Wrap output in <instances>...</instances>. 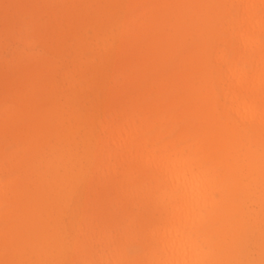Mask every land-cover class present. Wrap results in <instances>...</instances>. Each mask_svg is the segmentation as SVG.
Returning <instances> with one entry per match:
<instances>
[{
  "label": "bare ground",
  "instance_id": "6f19581e",
  "mask_svg": "<svg viewBox=\"0 0 264 264\" xmlns=\"http://www.w3.org/2000/svg\"><path fill=\"white\" fill-rule=\"evenodd\" d=\"M65 1L15 0L4 17L20 48L0 66V264H227L239 178L208 161L264 176V151L242 143L264 144V0ZM176 119L175 138L149 136ZM84 181L115 190L98 229L72 207Z\"/></svg>",
  "mask_w": 264,
  "mask_h": 264
},
{
  "label": "rangeland",
  "instance_id": "374dc122",
  "mask_svg": "<svg viewBox=\"0 0 264 264\" xmlns=\"http://www.w3.org/2000/svg\"><path fill=\"white\" fill-rule=\"evenodd\" d=\"M14 1L15 0H0V66H5L9 63L10 57L15 53L17 49L20 48L19 43L15 39L16 30L18 29V25H5V15L6 12L13 14L14 13ZM51 3L57 4L60 3L61 0H48ZM62 3V2H61ZM64 4L68 5L69 0H66ZM30 16H25V22L30 21ZM42 20H45L43 18ZM6 26V27H5ZM82 33L86 36H90L93 34L92 26L89 23H86L85 28L82 30ZM41 48L36 47V50H40ZM76 53V52H75ZM91 54L90 51H88ZM212 61V65H213ZM113 73V71H110ZM151 72L147 73V77ZM121 82V78L113 73V77L111 79L112 86H119ZM180 88H174L171 91V98L175 97L179 93ZM155 92H149L145 95V99L149 102L153 97H155ZM89 101L95 102L98 99H103L104 93L97 89L92 88L89 93ZM219 98V97H218ZM114 105V104H113ZM116 105V104H115ZM182 107L177 105L175 110H179ZM220 110L222 109L219 107ZM154 117H159L160 113H155ZM222 118L225 119V115L221 114ZM169 127H173L172 133L167 131ZM183 127V122L176 120H167L161 125H157L151 132H149V136H152L158 130H162L165 132V138L162 140L168 141L175 138ZM243 129L248 132L249 135H252V128L248 125H242ZM264 142V138L262 140ZM192 140L183 141L182 144H191ZM243 144H246V148H250L254 151L258 150L259 152L264 151V144L262 142H256L254 137L247 138L242 141ZM3 145L7 151H11L15 145L9 138H6ZM246 161V156L243 157ZM209 165H216L217 172L216 175H219V178L225 177L228 180H233L234 173L238 174V182L237 189L228 190L227 191V200L225 202V212L230 210L233 215H235V223H234V233L238 236L237 241L233 247V249L228 251V261L227 264H264V176L263 175H251L250 177L247 174L242 173L241 169L232 170L227 173L223 169L224 161L216 162L213 158L208 161ZM9 174H3L4 178H8ZM91 175V172L88 173L87 177ZM118 182L115 183L119 188L126 186V181H122L120 176L117 177ZM86 181L83 182L85 185L84 193L79 197L75 196L73 201V209L75 212H79L84 215L85 220L91 224L90 226L93 229H98L99 225L105 221L103 218L106 215L105 209H97V199H102L104 197L114 198L115 190H111L110 188L102 187L100 185L96 186H86ZM230 207V208H229ZM111 212L113 209H110ZM137 208H131L126 215V221L124 222V226L128 228L130 215L131 213H136ZM229 212V211H228ZM152 214H155L154 210ZM108 222V221H107ZM106 222V224H107ZM138 222V221H137ZM110 223V221H109ZM113 223V222H112ZM1 224V223H0ZM112 229V231H116L113 225L108 227ZM138 242H133L128 244L129 253L132 254L138 249ZM65 264H99L95 258L91 259L88 256L81 257L78 252H72L65 261Z\"/></svg>",
  "mask_w": 264,
  "mask_h": 264
}]
</instances>
